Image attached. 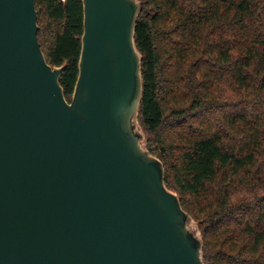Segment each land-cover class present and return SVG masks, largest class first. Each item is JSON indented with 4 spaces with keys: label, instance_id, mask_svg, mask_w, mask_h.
Returning <instances> with one entry per match:
<instances>
[{
    "label": "water",
    "instance_id": "water-1",
    "mask_svg": "<svg viewBox=\"0 0 264 264\" xmlns=\"http://www.w3.org/2000/svg\"><path fill=\"white\" fill-rule=\"evenodd\" d=\"M82 1L69 102L35 0H0V264H206L139 121L143 3Z\"/></svg>",
    "mask_w": 264,
    "mask_h": 264
},
{
    "label": "trees",
    "instance_id": "trees-1",
    "mask_svg": "<svg viewBox=\"0 0 264 264\" xmlns=\"http://www.w3.org/2000/svg\"><path fill=\"white\" fill-rule=\"evenodd\" d=\"M140 125L199 224L206 264H264V0H138ZM38 40L71 102L82 0H35Z\"/></svg>",
    "mask_w": 264,
    "mask_h": 264
}]
</instances>
